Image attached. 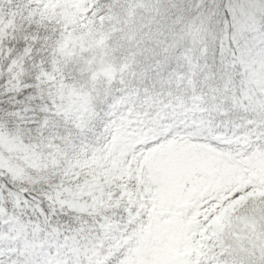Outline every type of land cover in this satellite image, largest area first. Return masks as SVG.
I'll use <instances>...</instances> for the list:
<instances>
[{
    "label": "rangeland",
    "instance_id": "rangeland-1",
    "mask_svg": "<svg viewBox=\"0 0 264 264\" xmlns=\"http://www.w3.org/2000/svg\"><path fill=\"white\" fill-rule=\"evenodd\" d=\"M234 6L242 7L240 41L251 48L247 67L264 87V0ZM127 15L123 0H0V48L14 40L47 56L33 65L35 80L27 84L30 69L19 62L9 68V91L18 97L34 85L37 94L14 124L0 122V170L41 183L53 203L101 213L75 228H48L52 215L15 192L18 208L0 207V264H36L37 249L46 264H264V233L255 236L258 226L264 232V215L255 211L242 209L231 222L227 234L239 242L234 253L219 250L209 261L212 253L199 241L218 210L264 181V145L240 133L245 116L228 115L247 110L219 90L203 92L199 81L208 75L198 78L200 62L189 50L131 60L112 53L111 36L131 23ZM84 54L87 82L80 83L71 60ZM187 63L189 72L182 68ZM133 70L141 71L140 80ZM147 80L168 94L181 92L157 107ZM38 108L43 115L33 112ZM228 235L219 237L230 242Z\"/></svg>",
    "mask_w": 264,
    "mask_h": 264
},
{
    "label": "trees",
    "instance_id": "trees-1",
    "mask_svg": "<svg viewBox=\"0 0 264 264\" xmlns=\"http://www.w3.org/2000/svg\"><path fill=\"white\" fill-rule=\"evenodd\" d=\"M143 0H137L136 2H142ZM236 0H157V10L155 17L151 22L145 26L143 32L144 40L141 35L134 42H129L121 34H118L115 39V45L122 44L120 49L130 50L132 45L142 44V41L155 40L159 46H169L173 51H180L186 49L187 46L193 50H197L202 46V38L214 37L218 42V46L213 47L208 53L209 66L216 74L214 82L227 90L230 93H234L237 89H243L251 77H247V74H243L245 63L240 62V57L243 50L247 49V46L243 43L238 45L233 41V34L240 31L242 17L239 15L240 7H235ZM130 5L129 14L132 16L136 11L134 4ZM234 11L236 15H234ZM231 20V38L228 34V22ZM157 21L160 27L154 29ZM190 25V26H187ZM211 43V42H210ZM33 47L28 49L25 44L9 41L7 47L0 48V122L6 124H14L16 117L19 115L20 109H28L33 101V96L37 94V88L34 85H30L29 88L23 87V90L16 97L15 93L9 91V82L13 78V73L9 69L14 63L19 62L24 64L25 68L30 69L31 73L24 75V83H30L34 81L35 77L31 78V75L36 72L37 69L33 66L37 64H44L47 60V56L43 55L40 48ZM239 50L237 55L232 56ZM229 57V58H228ZM206 60V56L204 57ZM37 67V68H38ZM232 69L233 73L228 70ZM40 99V98H39ZM41 100V104L44 101ZM36 105V104H35ZM39 107V106H38ZM35 109L33 112H39L43 115V112ZM11 189L20 190L26 192L31 198L43 202L48 211H53L54 206L49 201V192H45L41 183H31L27 181H18L10 174H4L0 170V206L7 205L12 208L11 205ZM10 199V200H8ZM244 209L240 206V210ZM75 211L69 208L60 209V214L56 218H64L75 223L77 218L74 216ZM215 226L213 228L216 235L214 244L219 243V231L222 226L219 222L214 220ZM260 233H264L260 231ZM221 243V241H220Z\"/></svg>",
    "mask_w": 264,
    "mask_h": 264
},
{
    "label": "snow or ice",
    "instance_id": "snow-or-ice-1",
    "mask_svg": "<svg viewBox=\"0 0 264 264\" xmlns=\"http://www.w3.org/2000/svg\"><path fill=\"white\" fill-rule=\"evenodd\" d=\"M234 15H236L235 11H234ZM231 31H232L231 20H229L228 22L229 38H231ZM237 37L239 38V31L237 32ZM11 190L14 191V189H11ZM16 251H19V249H16ZM33 255L36 257V264H46V261L39 255L38 249L33 252Z\"/></svg>",
    "mask_w": 264,
    "mask_h": 264
}]
</instances>
